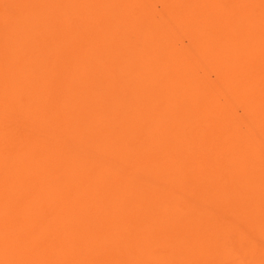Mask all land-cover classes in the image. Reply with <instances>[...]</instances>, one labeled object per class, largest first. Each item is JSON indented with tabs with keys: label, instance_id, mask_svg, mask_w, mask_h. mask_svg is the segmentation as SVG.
<instances>
[{
	"label": "bare ground",
	"instance_id": "bare-ground-1",
	"mask_svg": "<svg viewBox=\"0 0 264 264\" xmlns=\"http://www.w3.org/2000/svg\"><path fill=\"white\" fill-rule=\"evenodd\" d=\"M0 264H264V0H0Z\"/></svg>",
	"mask_w": 264,
	"mask_h": 264
}]
</instances>
